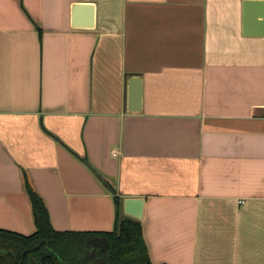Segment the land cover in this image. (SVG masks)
<instances>
[{
  "label": "crops",
  "instance_id": "1",
  "mask_svg": "<svg viewBox=\"0 0 264 264\" xmlns=\"http://www.w3.org/2000/svg\"><path fill=\"white\" fill-rule=\"evenodd\" d=\"M243 1L0 0V229L36 231L27 180L56 232H110L114 196L143 198L152 264H264V36Z\"/></svg>",
  "mask_w": 264,
  "mask_h": 264
},
{
  "label": "trees",
  "instance_id": "2",
  "mask_svg": "<svg viewBox=\"0 0 264 264\" xmlns=\"http://www.w3.org/2000/svg\"><path fill=\"white\" fill-rule=\"evenodd\" d=\"M24 189L36 231L23 236L0 229V264H152L140 222L120 217L117 196L112 231L56 232L43 200L27 180Z\"/></svg>",
  "mask_w": 264,
  "mask_h": 264
},
{
  "label": "water",
  "instance_id": "3",
  "mask_svg": "<svg viewBox=\"0 0 264 264\" xmlns=\"http://www.w3.org/2000/svg\"><path fill=\"white\" fill-rule=\"evenodd\" d=\"M94 5L75 3L71 7L70 26L76 30L94 28ZM242 33L244 36H264V0L242 2ZM141 106V79L131 75L127 79L126 110L136 113ZM143 198H124L120 201V217L140 222L143 217Z\"/></svg>",
  "mask_w": 264,
  "mask_h": 264
}]
</instances>
